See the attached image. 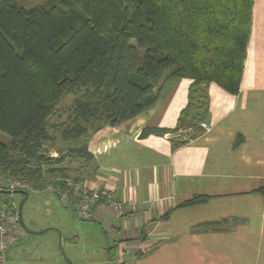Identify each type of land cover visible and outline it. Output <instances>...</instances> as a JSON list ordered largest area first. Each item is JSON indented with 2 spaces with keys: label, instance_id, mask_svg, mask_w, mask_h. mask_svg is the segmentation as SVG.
<instances>
[{
  "label": "trees",
  "instance_id": "16d2710c",
  "mask_svg": "<svg viewBox=\"0 0 264 264\" xmlns=\"http://www.w3.org/2000/svg\"><path fill=\"white\" fill-rule=\"evenodd\" d=\"M253 6L254 0H48L27 8L23 0H0V131L10 138L0 141V178L20 181L27 192L91 178V134L152 107L171 77L191 80L187 106L175 128H144L141 137L170 134L177 148L201 136L209 86L239 94ZM57 134L82 145L52 157L47 146ZM73 160L84 165L72 169ZM257 192L264 197V187ZM207 200L197 195L180 207Z\"/></svg>",
  "mask_w": 264,
  "mask_h": 264
},
{
  "label": "crops",
  "instance_id": "0c3cea01",
  "mask_svg": "<svg viewBox=\"0 0 264 264\" xmlns=\"http://www.w3.org/2000/svg\"><path fill=\"white\" fill-rule=\"evenodd\" d=\"M190 86L167 79L152 107L87 141L93 170L82 186L122 204L94 207L93 238L116 254L108 264H264V0H254L239 94L209 86L210 130L177 148L170 134L141 137L176 127ZM197 195L208 200L180 207Z\"/></svg>",
  "mask_w": 264,
  "mask_h": 264
},
{
  "label": "rangeland",
  "instance_id": "374dc122",
  "mask_svg": "<svg viewBox=\"0 0 264 264\" xmlns=\"http://www.w3.org/2000/svg\"><path fill=\"white\" fill-rule=\"evenodd\" d=\"M47 1L23 0V5L30 8L45 4ZM65 99L66 103L69 104L72 96H67ZM58 136L57 134V139L53 145L47 146L49 153H51L52 146L58 152H64L69 148L81 145L79 143L68 144ZM0 141L8 142L10 138L0 131ZM82 165H84L83 161L73 160L68 167L75 169L81 168ZM77 175L71 173V179ZM3 179L5 178H0V180ZM82 181L72 182L69 180L67 188H63L60 184L49 185L60 188L62 192H68L70 198L76 199L80 193L79 189L83 187ZM0 195L1 200L4 199L15 207H18L23 199L22 195L16 193ZM60 199V195L50 193L46 189L29 192V197L23 205L24 223L34 232L45 231V233L30 235L23 230L18 244L6 251L5 259H7L8 264H108V258L113 260L116 258L114 252L109 255L105 245L100 240V236L93 238L96 236L95 231L97 233L98 231L99 233L102 232L100 227L95 225L97 223L91 220H80L76 210L73 207L68 208L71 203L66 204ZM51 228L61 231L66 256L61 254L59 249L60 238Z\"/></svg>",
  "mask_w": 264,
  "mask_h": 264
},
{
  "label": "built area",
  "instance_id": "2783aa9c",
  "mask_svg": "<svg viewBox=\"0 0 264 264\" xmlns=\"http://www.w3.org/2000/svg\"><path fill=\"white\" fill-rule=\"evenodd\" d=\"M205 130H210L209 125L202 124ZM26 186L20 181L5 178L0 180V189L8 190L11 192L18 190H25ZM47 191L53 194L60 195V200L66 204L71 203L68 208L73 207L76 210L80 220L90 221L95 217L94 207L102 200L106 206L112 210L121 211L122 204L114 201L110 193L101 189H88L82 187L78 198H70L68 192H62L60 188L48 186ZM78 190V191H79ZM23 229L19 223L18 214L11 210L6 204L0 202V264H6L4 254L6 250L17 244L20 240Z\"/></svg>",
  "mask_w": 264,
  "mask_h": 264
},
{
  "label": "water",
  "instance_id": "95a60500",
  "mask_svg": "<svg viewBox=\"0 0 264 264\" xmlns=\"http://www.w3.org/2000/svg\"><path fill=\"white\" fill-rule=\"evenodd\" d=\"M13 192L11 191H8V190H0V194H12ZM16 194H20V195H23V199L22 201L20 202V204L18 205V219H19V223L22 227V229L27 233V234H30V235H38V234H43L45 233V231H42V232H34L32 230H30L24 223V220H23V205L25 203V201L27 200V198L29 197V192L23 190V191H16L14 192ZM52 230H54L59 238H60V242H59V249H60V252L63 256H66L65 254V250H64V246H63V240H62V234H61V231L58 230V229H55V228H51ZM68 262H70L68 260Z\"/></svg>",
  "mask_w": 264,
  "mask_h": 264
}]
</instances>
